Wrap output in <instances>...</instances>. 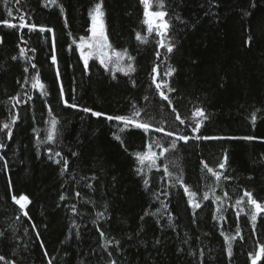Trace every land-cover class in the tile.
<instances>
[{
    "label": "trees",
    "instance_id": "16d2710c",
    "mask_svg": "<svg viewBox=\"0 0 264 264\" xmlns=\"http://www.w3.org/2000/svg\"><path fill=\"white\" fill-rule=\"evenodd\" d=\"M97 2L9 0L7 7L13 13L9 17L0 0V143L6 144L0 149L4 158L0 160V233L4 234L0 264H107L110 259L117 264H200L201 260L203 264H252L264 245V216L258 217L253 231L248 209L241 213L243 239L233 241L231 258L220 233L235 235V201L245 190L264 202V0H164L166 19L172 24L165 40L175 44L171 53L159 47L161 38L155 31L148 33L140 0H103L105 31L112 45L106 52L112 59L105 70L94 54L85 71L80 37L89 34L88 13ZM151 4V10H159V0ZM20 16L35 23L37 30L2 23L8 19L19 25ZM41 26L53 32L41 33ZM137 32L147 35L148 43L138 41ZM124 49L134 60L125 56L115 64L114 51ZM128 63L134 72L115 71ZM170 69L175 71L166 75ZM37 74L43 89L32 87ZM156 83H161L160 90L171 105L160 97ZM165 83L175 91L169 93ZM61 84L69 103L107 115L131 116L143 109L141 116L145 121L150 118L153 131L120 132L123 122L66 107ZM196 107H203L208 116L198 135L224 139L177 141L176 149L164 157H159L161 148L154 146L152 151L159 157L155 165L149 168L146 161L141 166L135 153L147 152L153 140L167 148L176 138L167 137L169 131L176 136L194 135L189 124L194 126L198 119L192 116ZM257 109L253 123L251 113ZM177 113L185 124L176 120ZM13 116L19 117L15 124ZM53 117L59 121L58 134L53 142L42 143ZM5 123L10 125L11 138ZM247 136L256 139H242ZM56 152L68 160L63 175V164L54 162L60 159ZM225 152L227 165L221 171L231 179L217 183L203 164L218 170ZM165 166L170 177L164 173ZM184 186L197 192L200 209L188 205ZM205 192L207 201L202 200ZM224 192L229 198L216 202L215 196L223 197ZM13 195L28 197L25 209L15 204ZM218 207L224 211L217 213ZM97 213L104 215L98 218ZM109 240L113 242L106 251ZM256 264H264V253Z\"/></svg>",
    "mask_w": 264,
    "mask_h": 264
},
{
    "label": "snow or ice",
    "instance_id": "6c2138e0",
    "mask_svg": "<svg viewBox=\"0 0 264 264\" xmlns=\"http://www.w3.org/2000/svg\"><path fill=\"white\" fill-rule=\"evenodd\" d=\"M3 4L6 6L7 9V14L9 17H12L13 13H12V9L10 7H7V5L9 4V0H2ZM20 0H16V3H19ZM53 3H55V0H52ZM140 3L144 6V12H143V16H144V20L143 23L145 25H147V31L149 34H151L153 31L156 32V34L161 38L159 41V47L161 48H166L168 53L173 52L174 48H175V44L174 42L171 41V39L169 38L166 42L165 38L168 37L169 34V30L172 28V24L169 22L168 19H166V17L169 15L168 11L165 10V4H164V0H159V4H158V8L159 10H151L152 8V4H151V0H140ZM60 9L61 11H63V6L60 5ZM90 19H91V26L89 28V31L91 33V36L86 39L85 37H80L81 40V44L79 45L80 47V55L83 59V63H84V69L85 71H87L88 69V65H89V60L93 57L94 52L93 51H88L85 52L84 48L85 45L87 46L88 49L91 50H98L97 53V58L99 59V62L101 65L104 66L105 70H108V62L107 61H111L112 57L108 55V53L106 51H104V49L106 48H111L112 45L109 43L108 40V36L106 34L105 31V25H104V16H105V12L103 11V0H99V2L95 3L94 7L89 11L88 13ZM19 19L21 20V23L19 25L16 24H10L8 19H5L2 21V23L4 25H7L8 27L11 28H16L19 27L20 29H24L27 28L29 30V32L35 31L37 30V25L35 23L29 24L27 22L24 21L23 16H20ZM176 19L178 20L179 17H176ZM65 24H67V21L65 20ZM53 32V30L51 28H45L43 26L39 27V32L43 33V32ZM136 39L138 41H140L141 43H148V36H142L141 33L137 32L136 33ZM21 40H23V37H21ZM53 40H54V34H53ZM251 40V37H249V41ZM0 42H2V38H0ZM32 51H35V49H33ZM114 56H115V64H120V62H122L125 58V56H127L128 61H132L134 60V57H132L131 55L128 54V50L124 49L122 52L121 51H114ZM20 55L24 56L25 55V50L23 48L20 49ZM160 53L157 52V57H159ZM17 57H12V59H16ZM51 60L53 64H56V56L53 54L51 56ZM33 68H35L36 66L33 64L31 65ZM28 69L25 68V72H27ZM115 71H120L123 72L125 75H128L131 72L135 71V68L133 67L132 63H128L126 68L124 67H116ZM153 71L155 72L156 69L154 68ZM175 71V69H170L168 73H166V75H172V73ZM59 69L57 68V78H59ZM35 82L33 83L32 87L35 88L37 87V85H39V87L41 89L44 88V85L41 84L39 82L38 79V74L37 77L34 78ZM28 81V77H25V82ZM154 82H155V78H154ZM156 88L158 90L161 89V83H156ZM165 87H167V90L169 93L174 92L175 89L168 87V85L165 83L164 85ZM21 87H23V85H21ZM74 91V90H73ZM43 95H46L47 93H42ZM159 95L160 97L164 100L167 101L169 105L172 104V101L169 99V96L165 93V91L160 90L159 91ZM60 97H61V101L63 102V104L68 107V108H73V109H77L79 111H83L84 113H90L92 116H95L97 118H105L108 121H118V122H123L124 127L120 129V132H124L126 129H130V128H136V129H142L145 133H148L150 131H153V127H152V123L149 120L145 121L144 118L141 116V113L143 111V109H137L135 111L132 112L131 116L129 115H116V116H112V115H107L101 111H94L92 108L89 107H81L80 105L76 104V103H69L68 99L64 98V89L63 86L61 84L60 86ZM11 99L13 100H17V97H12ZM73 100H75V97H72ZM145 99H147V97H145ZM28 100H31V97H28ZM17 102H19L17 100ZM27 102V101H25ZM13 107H15V105H13ZM49 113L51 114V107H49ZM173 112H176V108L173 107L172 108ZM259 110H255L251 113V120L254 123L255 120L257 119V112ZM192 116L198 118L195 122V125L192 126L191 124H189V127H191V131L194 135L189 136V135H178L176 136V134L174 132H167L165 133V135L167 137H173L175 136L176 138L173 139L169 146L167 148L163 147L162 144L159 141L153 140L152 143H149L147 145L148 151L147 152H137L135 153V156L139 162V164L141 166L145 165V162L147 161V166L149 168H151L153 165H155L156 160L159 157H164L166 152L169 151H173L176 149L177 147V141H183L184 143H188V141L190 139H195V140H207V139H224V137H201L200 135H198L199 130L202 127V124L204 121H206L208 119V116L206 115V112L204 110L203 107H196L194 109V111L192 112ZM18 116H13L11 123L15 124L16 120L18 119ZM176 120H178L180 122V124H185V120L181 119L179 113L176 114ZM51 128L50 130L47 132L46 134V139L44 141H41L42 143H51L55 140L57 134H58V127L57 125L59 124V121L53 117L51 119ZM4 129L8 130V137L11 138L12 136V130L10 128V125L8 123H5L3 125ZM35 131V129H34ZM154 131L156 132H163L164 129L163 128H155ZM39 139V136L37 137ZM115 138L117 140H121V136L120 135H116ZM242 139L245 140H254L256 139V137L253 136H247V137H243ZM159 147L161 148V151L159 153V157L157 156V153L152 151L153 147ZM6 147L5 143H0V149H3ZM49 159H52V149L49 148ZM72 155H76V153H72ZM56 157H60V159H56L54 162L57 164H63V167L61 168V175H63L67 169H68V160L64 157H62L60 152H56L55 153ZM3 156H0V160H3ZM227 152L224 153V157L223 160L219 163L218 165V170H214L211 167H208L207 163L203 164V167L205 169H207V172L210 173L213 177H215V180L217 183H219L222 179L223 180H228L231 179L230 176H227L224 174V171L221 170H225L226 169V165H227ZM7 161H4V167L7 168ZM138 171H142V168L139 169ZM164 173L167 176H171L172 173L169 171L168 167L165 166L164 167ZM177 181L180 184H183V179L182 177H177ZM145 184H148V180H145ZM89 187H91V185H89ZM184 193L188 196V205L190 207H192L194 210L195 209H200L202 207V204L200 201H198L197 199H195L197 197V192L196 191H191L187 186H184ZM164 195H167V193H163ZM77 195L79 196V193H77ZM229 198L228 193L224 192L223 197L221 196H215V201L216 202H220L223 199H227ZM246 198V200H245ZM61 200L64 199V196L60 197ZM158 199V197H157ZM12 200L15 202V204L19 205L20 209L23 210L25 209L26 205L29 203V199L27 196L25 195H21L19 197V199H17V197L15 195L12 196ZM203 201H207L209 200V196L208 193L205 192L203 194L202 197ZM243 205V206H242ZM163 208H167L166 204L162 205ZM235 207L238 209L236 211V218H237V227H236V233L235 235H225V232L222 230L221 231V235L224 236V242L227 245V255L229 258L232 257V243L233 241L236 240L237 237H240L241 239H243V237L241 236V230H240V226H239V217L241 215V213L245 212V208L248 209L246 215H248L251 223H252V229L253 231H255L256 228V223L258 220V217L264 216V202H260L257 199H255L253 197V194L251 191H247L245 190L243 195L240 196L238 199H236L235 201ZM74 213L76 212V207L75 205L72 206L71 209ZM217 213H222L224 211V209L222 207H218L217 208ZM148 213H146L147 215ZM195 215V211L193 213ZM104 215V213H97V217L100 218ZM153 215H155V213H153ZM23 216L28 217V212L27 211H23ZM223 218V217H221ZM17 219H19V216H17ZM30 219V218H29ZM143 219V217H142ZM213 219H217V216L214 214L213 215ZM169 221L171 222V214H169ZM95 223V221H94ZM75 226V224H74ZM33 227H35V225L33 224ZM78 234V233H77ZM3 233H0V236H3ZM100 236L103 238L105 236L104 232H100ZM37 237H39V233H37ZM113 241L109 240L106 242L105 244V250L107 251V244L112 243ZM115 243L118 245L119 241H115ZM156 243H159V241H156ZM41 247L43 248V243H41ZM260 253H264V245L260 246V252L256 253L254 258L252 259V264H256V261L258 259H260ZM45 255H47V252L45 251L44 253ZM109 257L112 256L111 252H108ZM204 253L203 251L200 252V256L203 257ZM250 256L252 255L251 253L249 254ZM0 260H4L3 256H0ZM11 264H15V261L11 262ZM49 264H51V261H49ZM107 264H117V261L115 259H110ZM200 264H203V260L200 261Z\"/></svg>",
    "mask_w": 264,
    "mask_h": 264
},
{
    "label": "rangeland",
    "instance_id": "374dc122",
    "mask_svg": "<svg viewBox=\"0 0 264 264\" xmlns=\"http://www.w3.org/2000/svg\"><path fill=\"white\" fill-rule=\"evenodd\" d=\"M90 21H91V19H90ZM90 26H91V23H90ZM90 28V27H89ZM88 32H89V34H88V36L87 37H85L86 39H88L90 36H91V33H90V31L88 30ZM84 51H93L94 52V54H95V56L97 55V53H98V50H91V49H88L87 48V46L85 45V48H84ZM104 51H107V48L106 49H104ZM19 206V205H18ZM258 252H260V249H259V251ZM257 252V253H258ZM261 254V253H260Z\"/></svg>",
    "mask_w": 264,
    "mask_h": 264
}]
</instances>
